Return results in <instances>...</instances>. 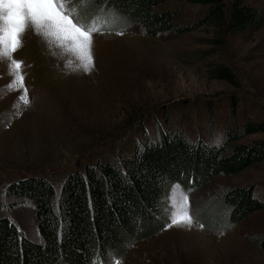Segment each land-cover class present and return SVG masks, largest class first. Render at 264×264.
<instances>
[{
	"label": "rangeland",
	"instance_id": "1",
	"mask_svg": "<svg viewBox=\"0 0 264 264\" xmlns=\"http://www.w3.org/2000/svg\"><path fill=\"white\" fill-rule=\"evenodd\" d=\"M79 1L71 0L68 6H79V15L87 22L92 19L91 8L85 11ZM245 2L264 13V0ZM159 10L190 18L205 8L169 0ZM121 32L94 35L95 66L84 71L74 56L50 45L31 28L26 30L13 58L23 62L27 106L18 100L22 89H8L13 76L8 61L0 60V217L16 224L32 240L41 241L35 207L9 197L10 184L30 177L46 178L56 189L53 206L57 210L67 177L86 163L126 150L129 141L144 143L137 133L139 127L144 128L145 139L152 141L158 140L157 127L166 132L184 128L193 142L220 145L232 119V101L239 103L240 127L245 119L264 115V25L257 32L229 37L220 50L207 43L212 36L204 29L182 37L162 34L158 38L145 36L136 26ZM198 50L212 54L204 63L195 64L192 57ZM212 60L229 66L240 87L212 79L205 66ZM262 137L255 135L242 142L250 144ZM251 186L257 187L256 197L264 199V164L230 178L218 176L190 193L179 187L187 194L192 225L171 222L161 234L135 244L119 261L264 264V250L253 241L264 234V211L226 231L221 223L212 230L199 222L223 212L222 195L227 189ZM176 196L174 187L169 198L170 220Z\"/></svg>",
	"mask_w": 264,
	"mask_h": 264
},
{
	"label": "trees",
	"instance_id": "2",
	"mask_svg": "<svg viewBox=\"0 0 264 264\" xmlns=\"http://www.w3.org/2000/svg\"><path fill=\"white\" fill-rule=\"evenodd\" d=\"M167 1L87 0L83 5L85 11L92 9V18L101 12L115 18L107 32L136 26L145 36L158 38L204 29L212 36L207 43L216 50L223 49L229 37L257 32L264 25L263 11L245 0H179L205 8L190 18L159 10ZM211 54L198 50L192 61L204 63ZM205 66L212 79L240 87L229 66L213 60ZM231 105L232 119L220 145L193 142L184 128L166 132L157 127L158 140L152 141L145 139L144 128L139 127L144 143L129 141L126 150L86 163L67 177L57 210L53 206L56 189L46 178L10 184L9 197L35 207L41 241L28 238L16 224L0 217V264H113L135 244L169 227V198L175 186L195 191L218 176L230 178L264 164V115L245 119L240 127L239 103ZM255 135L263 137L250 144L242 142ZM256 191V186L227 189L222 195L223 212L199 222L212 230L221 223L225 231L242 224L264 211V199L257 198ZM253 241L264 250V234Z\"/></svg>",
	"mask_w": 264,
	"mask_h": 264
},
{
	"label": "snow or ice",
	"instance_id": "3",
	"mask_svg": "<svg viewBox=\"0 0 264 264\" xmlns=\"http://www.w3.org/2000/svg\"><path fill=\"white\" fill-rule=\"evenodd\" d=\"M70 3L71 0H0V60L8 61L9 72L13 76L8 89H22L18 100L25 106L30 104V100L22 72L23 62L14 59L13 54L22 47V37L26 30L31 28L50 45L74 56L79 61L77 67L84 71H91L95 66L94 35L112 30L114 17L101 12L85 22L79 15L78 7H69ZM84 3H87V0H80V4ZM71 64L69 61V67ZM16 107L19 108V103ZM175 187L177 196L173 203L171 222L191 226L194 217L189 210L187 194L178 185ZM113 264L121 262L115 260Z\"/></svg>",
	"mask_w": 264,
	"mask_h": 264
},
{
	"label": "water",
	"instance_id": "4",
	"mask_svg": "<svg viewBox=\"0 0 264 264\" xmlns=\"http://www.w3.org/2000/svg\"><path fill=\"white\" fill-rule=\"evenodd\" d=\"M188 193H190V192H192V190L191 191H187Z\"/></svg>",
	"mask_w": 264,
	"mask_h": 264
}]
</instances>
